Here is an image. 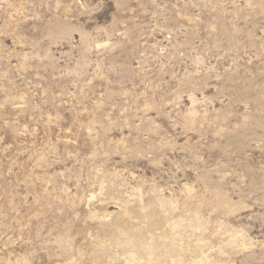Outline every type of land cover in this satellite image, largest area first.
Masks as SVG:
<instances>
[{
  "label": "rangeland",
  "instance_id": "1",
  "mask_svg": "<svg viewBox=\"0 0 264 264\" xmlns=\"http://www.w3.org/2000/svg\"><path fill=\"white\" fill-rule=\"evenodd\" d=\"M43 134L44 174L17 180ZM100 174L110 212L115 180L146 203L185 186L225 195L221 217L256 243L234 263L264 264V0H0V250L45 256Z\"/></svg>",
  "mask_w": 264,
  "mask_h": 264
},
{
  "label": "bare ground",
  "instance_id": "2",
  "mask_svg": "<svg viewBox=\"0 0 264 264\" xmlns=\"http://www.w3.org/2000/svg\"><path fill=\"white\" fill-rule=\"evenodd\" d=\"M84 120L89 123L95 121L92 114H85ZM43 137L42 147L36 148L18 163L15 172L17 180L21 181L29 171H35L38 176L44 174L46 159L41 153L46 149L48 137L45 134ZM57 145L56 141L49 142V149H55ZM109 178L104 174L98 178L100 193L88 197L84 218L73 224L66 222L68 228L55 237L45 256L35 250L10 252L2 249L0 264H235L232 256L237 253L235 250H249L256 246L245 232L236 230L221 217L235 211V205L228 202L223 194L197 191L185 186L169 198L157 193L152 202L146 203L141 188L135 190L136 196L131 200L120 192L126 187V182L123 179L115 180L110 188L116 194L112 192L116 196L113 203L118 211L110 212L105 196L110 190ZM35 190L36 196L43 195L44 183L37 182ZM61 193L54 188L50 191V195L56 197H60ZM207 201L217 212L218 218H205L203 211ZM176 212L179 215L174 217ZM31 213L34 218L42 217L40 208L35 207ZM156 215L159 217L155 218ZM213 240L219 241L221 246L208 253V243ZM227 248L232 252L228 253Z\"/></svg>",
  "mask_w": 264,
  "mask_h": 264
}]
</instances>
